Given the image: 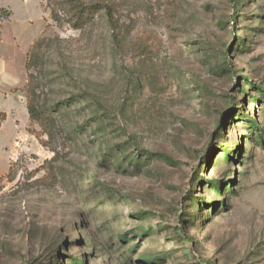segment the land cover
<instances>
[{
    "label": "rangeland",
    "instance_id": "374dc122",
    "mask_svg": "<svg viewBox=\"0 0 264 264\" xmlns=\"http://www.w3.org/2000/svg\"><path fill=\"white\" fill-rule=\"evenodd\" d=\"M85 1L0 0V71L45 38L39 106L87 98L0 148V264H264V0Z\"/></svg>",
    "mask_w": 264,
    "mask_h": 264
},
{
    "label": "trees",
    "instance_id": "16d2710c",
    "mask_svg": "<svg viewBox=\"0 0 264 264\" xmlns=\"http://www.w3.org/2000/svg\"><path fill=\"white\" fill-rule=\"evenodd\" d=\"M46 6L47 9L50 10L51 20H53L58 25L65 23L75 31H80L85 26L92 23L100 13H104L110 23L114 21L113 8L110 5L100 1L90 3L85 0H47ZM0 18L2 20L6 19L5 15L3 14H1ZM45 42V38L39 39L32 45L27 53V110L30 121L33 124H37L38 126H40L47 133L51 134L49 130L51 117L55 118L72 103L81 104L86 101L87 98L85 96H75L72 99L73 102H71V104H67V101L66 103L48 105L45 108L39 106L35 76L31 73V69L36 66L39 52ZM262 98L264 99V95L262 96ZM86 123L87 122L79 124V128L73 127L69 129V137L72 141L76 140L77 134L75 133L82 130L85 127ZM249 124L251 126V130H255L257 128L256 125L251 121H249ZM258 144H260V142H258ZM149 156L151 155L149 154ZM228 158H230V156H228Z\"/></svg>",
    "mask_w": 264,
    "mask_h": 264
},
{
    "label": "crops",
    "instance_id": "0c3cea01",
    "mask_svg": "<svg viewBox=\"0 0 264 264\" xmlns=\"http://www.w3.org/2000/svg\"><path fill=\"white\" fill-rule=\"evenodd\" d=\"M32 44L33 41L30 40L22 56L21 67H19L20 63L18 61L13 62L12 66L16 70L11 74L7 69H4V63H2L0 99L3 101V105L0 104V114L5 115V120L0 122L1 149L12 147L16 143V139L22 134V129H25L29 123L27 99L22 89L27 82V53ZM5 93H8V95H4ZM9 163L10 156L7 153L0 152V176L6 173Z\"/></svg>",
    "mask_w": 264,
    "mask_h": 264
}]
</instances>
